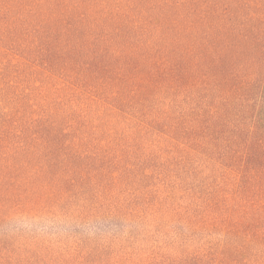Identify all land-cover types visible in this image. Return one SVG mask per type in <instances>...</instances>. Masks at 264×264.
Wrapping results in <instances>:
<instances>
[{
    "label": "trees",
    "instance_id": "16d2710c",
    "mask_svg": "<svg viewBox=\"0 0 264 264\" xmlns=\"http://www.w3.org/2000/svg\"><path fill=\"white\" fill-rule=\"evenodd\" d=\"M4 81L0 225L150 217L212 238L106 259L264 264V0H0Z\"/></svg>",
    "mask_w": 264,
    "mask_h": 264
},
{
    "label": "clouds",
    "instance_id": "9594fccd",
    "mask_svg": "<svg viewBox=\"0 0 264 264\" xmlns=\"http://www.w3.org/2000/svg\"><path fill=\"white\" fill-rule=\"evenodd\" d=\"M74 238L85 239L100 246L121 244L141 250L147 248L154 240L165 244L184 243L192 246L212 237L206 233L195 235L193 229L183 222H172L166 225L163 231H158L150 217L121 218L116 221L111 216L97 215L81 220L75 210L65 213L59 208H52L43 213L13 209L10 210L5 223L0 225V239L11 243L58 246Z\"/></svg>",
    "mask_w": 264,
    "mask_h": 264
},
{
    "label": "rangeland",
    "instance_id": "374dc122",
    "mask_svg": "<svg viewBox=\"0 0 264 264\" xmlns=\"http://www.w3.org/2000/svg\"><path fill=\"white\" fill-rule=\"evenodd\" d=\"M9 78L12 79V76ZM5 85L4 81L0 84V87L5 88ZM23 85L25 87L31 86L33 82L31 80L26 81ZM8 100L6 96L0 95V111H5L6 108L9 109L12 106V102ZM26 244L29 248L24 247V249H30L28 251H21L18 248V244H15L12 251L16 254L8 250H1L0 263L4 264L5 258L8 256L9 262H13V264H116L113 260L106 259L104 252L100 249V245L90 243L85 239L74 238L58 246L37 243Z\"/></svg>",
    "mask_w": 264,
    "mask_h": 264
}]
</instances>
